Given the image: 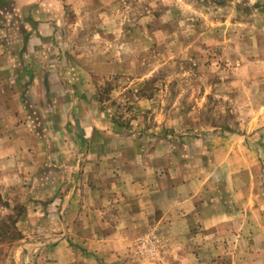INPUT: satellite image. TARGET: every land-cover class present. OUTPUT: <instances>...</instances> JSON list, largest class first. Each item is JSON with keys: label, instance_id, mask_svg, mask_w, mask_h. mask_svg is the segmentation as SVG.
<instances>
[{"label": "rangeland", "instance_id": "1", "mask_svg": "<svg viewBox=\"0 0 264 264\" xmlns=\"http://www.w3.org/2000/svg\"><path fill=\"white\" fill-rule=\"evenodd\" d=\"M75 98L115 118L134 141L126 157L147 139L204 151L213 136L245 135L263 178L264 0H0V161L41 140L24 130L33 121L49 169L66 158L57 127ZM24 178L0 177V264H25L29 236L62 232L37 228L44 217ZM156 239L147 231L134 255L160 264Z\"/></svg>", "mask_w": 264, "mask_h": 264}, {"label": "crops", "instance_id": "2", "mask_svg": "<svg viewBox=\"0 0 264 264\" xmlns=\"http://www.w3.org/2000/svg\"><path fill=\"white\" fill-rule=\"evenodd\" d=\"M77 99V108L61 105L67 120L57 133L66 158L49 169L47 135L33 121L24 130L32 125L28 136L41 140L19 148L20 160L5 148L0 161V177L7 174L9 183L25 174L29 198L38 200L34 214L44 217L37 228L62 230L29 236L35 249L25 264H158L134 255L147 231L166 247L160 264H264V177L253 138L213 136L204 151H174L167 138H152L126 157L134 141Z\"/></svg>", "mask_w": 264, "mask_h": 264}, {"label": "trees", "instance_id": "3", "mask_svg": "<svg viewBox=\"0 0 264 264\" xmlns=\"http://www.w3.org/2000/svg\"><path fill=\"white\" fill-rule=\"evenodd\" d=\"M111 121H112L113 123H115V125H118L117 121H116L115 118L112 117V116H111Z\"/></svg>", "mask_w": 264, "mask_h": 264}]
</instances>
